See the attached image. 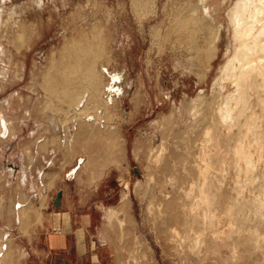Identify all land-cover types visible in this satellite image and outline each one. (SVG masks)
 I'll return each mask as SVG.
<instances>
[{"label": "rangeland", "instance_id": "obj_1", "mask_svg": "<svg viewBox=\"0 0 264 264\" xmlns=\"http://www.w3.org/2000/svg\"><path fill=\"white\" fill-rule=\"evenodd\" d=\"M37 1L0 0V27L1 14L13 15L18 19L25 11L21 8L31 6L25 18L37 23L40 31L34 45L30 47L24 44L22 52L19 42H5L0 38V110L5 113L10 135L18 128L21 130L24 128L18 136L5 137L0 117V235L9 232V238H11L6 241L8 244L6 259L4 263L0 261V264H24L28 256L26 247H29V241H32L33 234L45 218L43 207L46 201L49 196L55 199L58 191L61 190V186L54 185L55 180L70 179L62 188L80 197L88 192L90 194L95 192L100 180L111 171L113 179L117 182H108V186L102 187L97 193L103 196L105 192H110L114 202L126 196L127 201H122L116 208L107 210L105 218L95 219V230L97 229L100 233L97 238L107 243L106 264H264V205L263 207L261 205L256 212L251 205L255 201L257 192H259L258 198L264 203V176L256 177L259 173L264 174V150L260 148L257 152V148L251 146L249 157H252L251 166L255 168L248 173L244 168L248 166L246 161H242L243 168L236 166V146L245 139L244 132H237V125L225 126L217 131L214 138L207 137L212 140L209 153L218 156L210 172L214 182L212 191L217 194L215 203L217 201L218 205L213 212L215 219L218 217L216 219L218 224L215 222L216 227L209 224L207 213H211L203 209L208 204L200 203L199 191L195 184V180H198L196 166L202 163L199 157V153L203 152L200 143L202 125L201 121L193 122V114L190 113L189 108L194 101L200 104L203 99H206V104L198 108L196 112L206 106L214 110L221 104L217 98L212 99V85L221 75L220 68L229 59L225 50L228 43L235 42L233 34L227 37L226 29H223L221 41L214 42L217 26L211 25L210 31L206 34L198 33L192 43L180 42L173 37L166 40V27L170 16L177 18L176 14L170 13L174 12L177 5L189 2L190 5L196 6L191 19L199 18L201 12L199 10L203 5L200 0H145L144 2L140 0L141 6L136 9L134 0H96L97 2L95 0L90 2L88 0H42L45 7L36 10L35 6L40 4ZM236 2L237 0H227L223 5L230 9ZM89 4L90 9H95L96 5L100 8H105L104 6L107 5L106 7L109 8L108 13L111 18L108 48L114 52L116 59L109 68L123 71L125 75V83L117 105L109 109L107 116V120H110L113 125L114 132V144L111 147L105 144V138H102V135L91 136L89 140L82 137L81 143L71 141L70 135L74 133V122L69 114L73 110H69L68 113L66 110H60V108H69L60 101L52 105V110L58 113L56 120L59 126L55 131L54 124L46 118L48 106L46 108L41 106L45 96L44 89L38 86L39 77L33 79L32 76V71L38 66L45 68L50 51L58 49L64 41L65 34L72 29L70 24L79 23L78 5ZM224 12L223 9V15ZM34 13L38 14L29 18V14ZM83 16L85 21L86 15ZM200 18L204 17L201 15ZM69 19L73 22L67 29L63 28L61 25L66 24ZM165 20L168 22L165 23ZM16 47L19 48L15 49ZM191 58L195 66H191ZM219 92L218 89L216 93L219 95ZM7 97L13 98L11 105L5 103L4 99ZM21 101H23L22 104ZM31 115H34V118H31ZM75 118L79 121L78 116ZM23 119H26L25 123ZM166 121L171 122L169 127ZM38 122L40 123L37 126ZM208 124L210 119H205L203 126L206 127ZM172 125L175 129L171 127ZM31 130L37 132L32 135ZM165 130H167L166 134ZM190 131L192 132L188 134ZM174 132L176 135L172 134ZM178 145L180 148H177ZM172 146L177 147L172 148ZM116 148L120 152H117ZM183 150L185 158L182 160ZM110 155H114L116 160H109ZM192 156L196 159H191ZM88 157L92 158L91 163L86 166L88 163L86 161L80 166V160H86ZM193 163L196 168L193 167ZM182 164L185 166L182 167ZM134 167H138L140 175L136 174ZM74 168H78L75 176L69 177L68 174ZM26 170L29 176L25 183L21 179H24ZM249 175L251 178L245 177ZM52 178H54L53 183L50 185L47 180ZM241 180L245 185H240ZM188 189L190 191L193 189L192 194L188 192ZM182 190L187 192L184 193ZM189 194L193 196L190 195V197ZM181 196L182 198H179ZM225 197L226 201H224ZM180 199H182L181 202ZM196 201L200 204L197 205ZM240 201L247 203L248 206L240 207L238 205ZM223 202L225 207L222 206ZM17 203H26V206L19 210L21 216L18 220L15 217ZM170 203L172 206L168 208ZM192 208L195 209L194 214ZM185 209L187 212H184ZM190 211L192 212L189 213ZM181 218L182 220L179 221ZM196 232L202 238L197 237ZM251 234L257 236L258 243L239 241L240 237ZM28 264L41 263L29 259Z\"/></svg>", "mask_w": 264, "mask_h": 264}, {"label": "bare ground", "instance_id": "obj_2", "mask_svg": "<svg viewBox=\"0 0 264 264\" xmlns=\"http://www.w3.org/2000/svg\"><path fill=\"white\" fill-rule=\"evenodd\" d=\"M90 1H92V0H88V2H90ZM134 1L137 4V5H135V3H134L135 9L139 8V6H141L140 3H142V1H140V0H134ZM144 1L145 0H143V2ZM226 1L227 0H200V2L203 4V5H201V9L199 10L201 12L199 13V18H194V19H191V17L194 16L192 13L195 11L194 7H196V6L190 5L191 3H189V2H185L182 5H177L174 12L170 13L172 15L176 14L177 15L176 19H174V18H172V16H170L169 22H168V20H165V23H166V21L168 22L167 27H166L167 28V31H166L167 33H166V37H165L166 40H169V38L171 39L173 37L175 40L189 44V43H192L195 41V36H197L198 33L199 34H201V33L206 34L208 31H210V29H212L211 25L217 26V28L215 30V35H214V42L218 43L219 41H221V38L223 36V29H226L227 37H230V35L233 34V38L235 40L234 43H228L227 44L225 54L228 55L229 59L226 61L224 66H222L220 68V74L221 75H220V77H217L215 79V81L212 85L213 86L212 99L217 98V100L221 104H219L218 107L214 108V110L211 107L206 106V107L202 108L201 111L196 112L198 108L203 107L206 104V99H203L200 104L198 102L195 103V101H194V104H191L190 108H189L191 111L190 113L193 114V119H194L193 122L201 121V125H202L201 142L199 141L202 144L201 148L203 149V150L201 149L203 152H201V150H200L201 153H199V157L201 158L202 163L198 164L196 166L197 167L196 170L198 171V180H195L196 181L195 184H196V188H198V191H199L198 195H200L199 196L200 197V203L208 204L207 206H204L205 208H203V209L207 210L211 213V214H209L206 212L209 215L208 216L209 220L206 217V215L203 214V216H204V218L206 217L205 219L208 220L209 224L213 227L217 226V225L215 226V222H216V219L218 217L215 219L216 216L214 217L215 214L213 212L216 208V205H218V204H216L217 201L215 203V200L217 199V198L215 199V197L217 194L214 193V191H212V188H213L212 185L214 184V182H213V177L211 176L212 174H210V172H211V168L214 167L216 161L218 160V158H217L218 156L212 155L211 153H209V146L212 143V140H210L207 137L212 136L214 138V135L217 133V131H219L220 129H223L225 126L237 125L238 126L237 132H244L245 133V135H244L245 139H242V142H239L236 146V153H235V155L237 157L236 158V161H237L236 166H238L241 169L244 167V165L242 163L244 161H246L248 163L247 164L248 166H246L244 168L247 170L248 173H250L255 168V167L253 168L251 166L252 165V157H249V153H250L249 149L254 146L255 149L257 148V152H258V149H260V148H262L264 150V0H237L235 5L232 6L230 9H227L228 7L227 8L224 7L225 5H223V4ZM37 2L40 4L35 6L36 10L40 9L41 7H42L41 9H43L45 7L42 0H38ZM138 4H140V5H138ZM145 4H146V2H145ZM21 6H24V5H21ZM89 6H90V4L89 5H78L79 11L77 9V12H78L79 23L77 25L75 23L70 24L71 22H73L72 19L68 20V22L66 23L67 25L66 24L61 25L63 28L66 27V29H67V27L70 24L71 25L70 27L72 29L70 30V32L68 34H65L64 39H63L64 41L60 45V47L58 49H52L50 51V54H49L47 61H46V64H45V68H41L38 66L36 70L32 71V76H33V79L39 77V80L37 81L38 86L41 87L42 89H44L43 91H44V96H45V98L42 99L43 101L41 103V106H44L43 108H46L48 106V108H46L48 110V112L46 113V118L51 123L54 124L55 131H56L57 127L59 126V124L56 120V116L58 115V113L56 110H52V105L53 104L56 105L57 104L56 101H60L64 105H67L69 107V108H60V110H62V111L66 110L67 111L66 113H68L69 110L70 111L73 110L72 113L74 115L72 113L69 114V116H72V119L74 122V124H73L74 133H72L70 135L71 141H74V142L76 141V142L81 143L80 138H82V137H86L89 140V137H91V136L93 137V136H101L102 135V138L103 137L105 138V142H106L105 144H107L109 147H111L114 144L113 143L114 132H113V125L111 124L110 120H107V116H108L109 109L113 108L114 105L119 100V95L122 93V88H123L124 83H125V81H124L125 75H124L123 71L115 70V69L113 70V68L112 69L109 68L110 64H112V62L115 59L114 52L108 48V44H109L108 41H109V34H110V31H109L110 30L109 29L110 28L109 27L110 22H109V20L111 18V16H109V13H108L109 8L106 7L107 5L104 6L105 8H100L99 5H96V8L94 7L95 9H90ZM142 6H143V4H142ZM30 8H31V6L29 8L22 7L21 10H25V11L23 12L21 17H18V19L14 18L13 15H8V14L2 15L1 14V16H2V24L0 27V38H1V40L5 41V42H10V41L19 42L21 44V52H22V46L24 44H26L30 47L32 45H34V43L36 42V36L38 35V32H40L39 27L37 26V23L32 22V20L25 18L26 14H28V10H31ZM174 8H175V6H174ZM82 9L85 11H83ZM223 9L225 11L224 15H223ZM225 9H227V10H225ZM164 10H166V9H164ZM167 13H166V15H167ZM37 14H35V13L33 15L29 14V18L35 17V15H37ZM190 14H192V16H189ZM83 15H86L85 21L83 20V17H84ZM111 15H112V13H111ZM201 15L204 17L203 19L200 18ZM168 17L169 16H167V18ZM227 22H228V25H227ZM234 46H235V50H234ZM18 48L19 47H16L15 49H18ZM190 62L192 63L191 66H195L194 65L195 62H194L193 58H191ZM33 83L36 84V82H33ZM129 85H130V83H129ZM218 89L220 91L219 95L216 93V91ZM4 101L6 104L11 105V103L13 102V98L7 97L4 99ZM22 102L23 101H21V104H22ZM5 106L8 107V105H5ZM93 108H94V110H93ZM92 111H94V113ZM194 111H195V113H194ZM165 115H163V116H165ZM77 116H78L79 121L77 120V118H75ZM0 117L2 119V126L4 129L3 134H4V136L7 137V135L9 134V126H8V122H7V119H6V116H5V113L3 110H0ZM171 117L172 116H170V118ZM31 118H34V117L31 115ZM205 119H210V124L206 125V127H204L205 125L203 126V122H205ZM25 120L26 119H23V123H25ZM169 120L171 121V119H169ZM168 121H166L165 123H169ZM39 123L40 122L37 123V126L39 125ZM165 123H164V125H165ZM170 123H169V125L167 124L168 127L171 125ZM172 124L175 126L174 123H172ZM173 125L171 127H173L175 129V127ZM167 126H165V127H167ZM188 127H190V126H187L186 128H188ZM160 128H161V126H160ZM169 129H172V128H169ZM181 130H180V132H181ZM166 131L167 130H165V132H164L165 134H166ZM175 132H176V130H175ZM175 132L172 134L176 135ZM191 132L192 131H190L188 134H190ZM58 133H59V131H58ZM181 133H183V132H181ZM168 134H170V133H168ZM179 135H177V136L179 137ZM194 135H196V134H194ZM162 136H163V134L161 135V137ZM193 137H195V136H193ZM169 139H170V137H169ZM171 139H173V138L171 137ZM184 139H186V138H184ZM164 141H167V140H164ZM172 141H174V140H172ZM167 142H169V141H167ZM175 142H171V143H175ZM189 142L191 145V141H189ZM162 143L163 142H161V145H163ZM74 145H75V143H74ZM165 146L167 147V145H165ZM165 146H163L164 149H165ZM173 146H172V148L177 147V146H175V147H173ZM84 147H85V145H84ZM160 147H159V149H160ZM187 147H188V145H187ZM177 148H180L179 145ZM177 150L175 151V153L177 152ZM116 151H117V148H116ZM118 151L120 152V150H118ZM182 152H184V150ZM151 154H153V153H151ZM157 154L158 153H156V155ZM170 155H172V154H170ZM117 157H118V155H117ZM155 157H157V156H155ZM153 158H154V156H153ZM183 158H185V152H184V157H182V160H183ZM114 159L116 160L115 156L110 155L109 160L114 161ZM191 159H196V158H194L192 156ZM197 160H198V158H197ZM80 161H81L80 166L82 165L83 162L85 164L86 161L88 162L86 166H88L89 163H91L92 158L88 157V159L87 158H86V160L81 159ZM156 161H158V160H156ZM195 161H193V162H195ZM164 162H165V160H164ZM169 164H170V162H169ZM156 165H157V162H156ZM193 165H194V163H193ZM80 166H78V167H80ZM160 166H161V163H160ZM176 166L178 167V165H176ZM184 166L185 165H183L182 167H184ZM157 167H158V165L156 166V168ZM193 167L196 168L195 165ZM180 168H181V166H180ZM213 169H216V168H213ZM77 170H78V168L72 169L70 171V173L68 174L69 177L75 176ZM194 171H195V169H194ZM189 173H192V172H189ZM219 173H220V171H219ZM167 175H168V173H167ZM183 175H185V174H183ZM160 176H162V175H160ZM178 176H180V175H178ZM263 176H264L263 173H261V174L259 173L256 175L257 178L263 177ZM157 177H158V175H157ZM189 177H188V179H189ZM195 177H196V175H195ZM245 177L251 178L250 175L245 176ZM193 178H192V180H193ZM157 181H158V178H157ZM168 181H170V180H168ZM173 182H175V181L173 180ZM177 182H179V181H177ZM184 184L182 183V185H184ZM182 185H181V187H182ZM240 185L243 186L245 184L242 181L240 183ZM190 186H192V185H190ZM157 187L159 188L158 185H157ZM193 187H195V186L193 185ZM174 188H176V187H174ZM208 188H210V189H208ZM180 189H183V188H180ZM190 189H191V187H190ZM192 190L191 191L189 190L188 192H191V194H192ZM185 191L186 190H182V192L186 193L187 191L186 192ZM217 192H218V190H217ZM191 194H189L188 196H190ZM226 195H228V194H226ZM258 195H259V192H257L255 201H253L251 203L254 212L258 211V209H259V207H261V205H262V207L264 205V203H262L261 199L258 198ZM168 196H170V195H168ZM191 196H193V195H191ZM125 197H123L122 200L127 201L126 200L127 197L126 198ZM179 198H182V196ZM186 198H188V197H186ZM226 199L227 198L225 197L224 201H226ZM181 200L182 199H180V202H181ZM187 200H189V199H187ZM190 200L192 201V198ZM194 202H193V204H194ZM191 203H190V205H191ZM198 203L199 202H197V205L200 204V203L199 204ZM224 204L225 203L223 202L222 206H224ZM170 205H171V203L168 204V208H170ZM238 205L240 207L248 206L247 203L242 202V201H240L238 203ZM21 206H22V203H17V205L15 204V209L17 210V214L15 217L17 218V220L20 219V216H21V213L19 211ZM173 207H175V206L173 205ZM157 208L158 207L156 206V210H157ZM193 208H195L194 205H193ZM193 208H192V211L194 214L195 209L193 210ZM197 208H199V207H197ZM218 208H220V207H218ZM189 209H191V207ZM230 210H231V207H230ZM185 211H186V209L184 210V212ZM192 211H190L189 213H191ZM217 212L220 213L219 211H217ZM203 213H205V211ZM216 215L218 216V214H216ZM171 218H172V216H171ZM183 218H184V216H183ZM186 218L189 221V219L191 217L189 215V219H188V216H186ZM204 218L202 217L201 219L204 220ZM201 219L199 221H201ZM181 220H182V218L179 221H181ZM178 223L180 225V222H178ZM216 223L218 224V222H216ZM244 225H245V223H244ZM204 226L206 228V225H204ZM191 227H192V225H191ZM194 227H195V225H194ZM199 227H200V225H199ZM184 228H181V229H184ZM210 229L207 228V230H210ZM185 230L188 231L189 229H185ZM200 230H199V232H200ZM205 230H203V231H205ZM192 231L194 233L193 229H192ZM197 233L198 232H196L195 234L197 235ZM190 234H192V233H190ZM182 235H184V234H182ZM9 236H10L9 232H5L3 235H0V261H1V263H4V261L6 259V255L8 253L7 252L8 244L6 241L11 239V238H9ZM199 236L202 238L201 235H199ZM199 236L197 235V237H199ZM224 237H226V236H224ZM197 239H199V238H197ZM204 239H205V237H204ZM203 241H205V240H203ZM203 241H202V243H204ZM229 241H231V240H229ZM239 241L242 243H247V242H252V241L258 243V238H257V236L251 234L250 236L240 237ZM231 243H233V242H231ZM196 246H195V248H196ZM232 255L236 256V254H232ZM135 258H137V257H135Z\"/></svg>", "mask_w": 264, "mask_h": 264}, {"label": "crops", "instance_id": "obj_3", "mask_svg": "<svg viewBox=\"0 0 264 264\" xmlns=\"http://www.w3.org/2000/svg\"><path fill=\"white\" fill-rule=\"evenodd\" d=\"M23 131L24 128L23 130L18 128L14 131L15 133L8 134L7 137L18 136V133ZM36 132V130L30 131L32 135ZM27 176H29L28 170L24 172V179H21L25 183ZM113 178L112 171L108 172L95 188L96 193L88 192L87 195L80 197L62 188L70 179L55 180L54 185L61 186L60 189L63 190L61 204L55 206L54 198L48 197L43 207L45 218L33 234L32 241H29V247H26L28 256L24 264H28L29 259L41 264H106L105 246L107 243L97 238L100 233L97 229L95 230V219L105 218L107 210L116 208L124 200L119 198L117 202H114L110 197L112 196L110 192H105L103 196L97 192L102 187H107L108 182H117ZM53 179L47 180V183L51 185ZM24 206L26 205L22 203L21 207Z\"/></svg>", "mask_w": 264, "mask_h": 264}, {"label": "water", "instance_id": "obj_4", "mask_svg": "<svg viewBox=\"0 0 264 264\" xmlns=\"http://www.w3.org/2000/svg\"><path fill=\"white\" fill-rule=\"evenodd\" d=\"M134 171L136 172L137 175H140L138 167H134ZM62 197H63V191L59 190L56 195V198L54 199L55 206H59L61 204Z\"/></svg>", "mask_w": 264, "mask_h": 264}]
</instances>
